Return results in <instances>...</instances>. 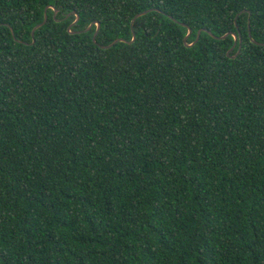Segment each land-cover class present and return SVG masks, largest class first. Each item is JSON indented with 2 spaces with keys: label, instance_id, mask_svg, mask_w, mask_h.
<instances>
[{
  "label": "trees",
  "instance_id": "obj_1",
  "mask_svg": "<svg viewBox=\"0 0 264 264\" xmlns=\"http://www.w3.org/2000/svg\"><path fill=\"white\" fill-rule=\"evenodd\" d=\"M259 43L264 0H0V264H264Z\"/></svg>",
  "mask_w": 264,
  "mask_h": 264
},
{
  "label": "water",
  "instance_id": "obj_2",
  "mask_svg": "<svg viewBox=\"0 0 264 264\" xmlns=\"http://www.w3.org/2000/svg\"><path fill=\"white\" fill-rule=\"evenodd\" d=\"M148 11H149V9H147V10H143V11H141V12H139V13H136V14L133 16L132 20H131V23H130V24H131V27H132V25H133L134 20H135L137 17L146 14ZM77 19H78V16L76 17V20H77ZM46 20H47V16H46V13H45L42 22L36 24V25L32 28V30H31V36H32V37H33L34 31H35L38 27L42 26V25L46 22ZM76 20H75V21H76ZM92 24H93V22H91V23L88 25V27H87L86 29H84V31H88V30L91 28ZM96 25H97L96 30L94 31L93 36H92V40H93V41H95V37H96L97 32H98V29H99V23H98V22L96 23ZM131 29H132V28H131ZM190 32H191V30L188 29V33L186 34V36H185L184 39H183L184 44H186L187 46H191V45H193V44L198 40L199 35H200V30H198V31H197V35H196L195 40H194L193 42H191L190 44H187V43H186V39H187L188 35L190 34ZM209 33H210V32H209ZM210 34H211V33H210ZM227 34H229V33H226L225 35H223V36H221V37H218V38H223V37H225ZM231 34L234 36V44H233V46L230 48V50H231V49L234 47V45L236 44V37H235V35H234L233 33H231ZM134 39H135V33H134L133 30H132V39H131V40L126 41V40L123 39V38H116V39H114L111 43H109V44H107V45H100V47L103 48V49H105V48H109V47H111V46H112L113 44H115L116 42L123 41V42H128V43H130V42H132ZM259 44H260V45H264V43H259ZM238 51H239V48H238L237 52H236L232 57L236 56L237 53H238Z\"/></svg>",
  "mask_w": 264,
  "mask_h": 264
}]
</instances>
